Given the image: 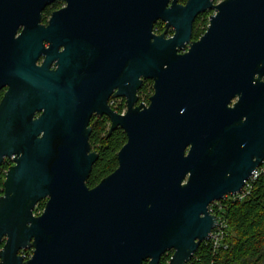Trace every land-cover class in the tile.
Instances as JSON below:
<instances>
[{"label": "water", "instance_id": "95a60500", "mask_svg": "<svg viewBox=\"0 0 264 264\" xmlns=\"http://www.w3.org/2000/svg\"><path fill=\"white\" fill-rule=\"evenodd\" d=\"M54 1L0 0V88L9 87L0 166L12 162L0 196V264H160L169 251L168 264H187L217 224L209 206L238 193L264 162V0H65L38 26ZM208 10L206 31L191 42ZM158 20L171 37L153 32ZM89 24L104 33V54L91 62L73 49ZM148 79L150 103L134 108ZM116 88L124 115L107 104ZM94 113L111 119L110 132L120 126L126 143L117 168L89 188Z\"/></svg>", "mask_w": 264, "mask_h": 264}, {"label": "trees", "instance_id": "16d2710c", "mask_svg": "<svg viewBox=\"0 0 264 264\" xmlns=\"http://www.w3.org/2000/svg\"><path fill=\"white\" fill-rule=\"evenodd\" d=\"M198 25L194 29L193 40L200 36L197 34ZM94 135L90 137L89 143L97 150L99 157L86 183L89 188L96 186L117 168L116 153L126 142V136L120 130L108 138H101L99 142L92 140ZM11 164L10 160H5L0 166V196L3 193L5 172ZM222 204L221 214L228 221L226 249L214 254L210 246L203 242L188 264H264V177L254 182L250 194L243 200L236 203L227 200L222 201ZM44 205L45 201L38 203L34 213H41ZM21 254L27 259L32 250H25ZM164 262L162 258L161 264Z\"/></svg>", "mask_w": 264, "mask_h": 264}, {"label": "flooded vegetation", "instance_id": "af4514ba", "mask_svg": "<svg viewBox=\"0 0 264 264\" xmlns=\"http://www.w3.org/2000/svg\"><path fill=\"white\" fill-rule=\"evenodd\" d=\"M186 1L187 0H178V3L181 5H184L186 3ZM221 1H223V0H212V2L214 4H217ZM66 6H67V3L65 0H56L53 3L47 5L40 13V20H39L38 26H41L43 28H47L50 24V21L53 17V14L55 12H58V11L64 9ZM213 13H214L213 10H208L206 12L199 14L196 17V19L193 23L191 42L197 41L204 34L203 33L196 40L192 39L196 25H198L202 20H204L203 18H207V26H208L209 17ZM92 27H93L92 24L88 25V28H90V31L86 32L84 42L79 39V37L77 36L76 33H75V36L73 37V49L75 50V53L78 52L76 54V56L79 55L81 57V59H86V60H88V62H89V60L91 62V60L95 56H97L99 54L102 56L104 54V47H103L104 33H103V31L93 30ZM23 28H24V26H20L18 28L17 33L15 35V38H17L20 35ZM164 31H166V34H165L166 38L171 37L173 35V29L171 27L166 30L164 22H162L160 20L155 22L154 27H153V32L156 35H159V34L163 33ZM80 42H83V44H81ZM42 46H43L44 50L50 49V43L47 41H43ZM187 49H188V45H186L185 52L187 51ZM64 51H65V47L59 46L56 50V53L60 54ZM47 56H48V54L46 52L42 53L36 61V66H38V67L41 66L44 63ZM56 62H57V59H54L52 61V63L50 64L49 69L51 71H56L58 69ZM263 81H264V77H263ZM8 88H9L8 85L2 86L0 88V102H1L4 94L7 92ZM117 91H118L117 88L113 90L111 96L107 100V104L110 107V109L112 111H114L115 113L120 114V115H124L128 109L127 103H126V98L125 97H113L114 93H116ZM153 92H154L153 80H149V79L144 80L142 82L141 87L136 91L137 100L133 104V107L135 108V107L139 106L140 104H144L145 106H148L150 103L149 98L153 94ZM237 100H238V97L236 96L231 101V106L233 104H235L237 102ZM94 125H96V128L94 127ZM88 126L91 127L90 137L93 134H95L94 137L92 138V140H94V139L96 140L97 136L99 137V139L108 138L113 133H115L116 131H119V130L122 133H124V135H125L124 130L122 128H120V126L116 127V129H114V130H112V132H110L111 127H112V121L107 115L99 116V115H96L94 113L90 118ZM99 134H100V136H99ZM90 137H89V139H90ZM91 151L97 152V150L94 147H91ZM117 154H118V152L116 153V159H117ZM117 163H118V160H117ZM117 166H118V164H117Z\"/></svg>", "mask_w": 264, "mask_h": 264}, {"label": "built area", "instance_id": "2783aa9c", "mask_svg": "<svg viewBox=\"0 0 264 264\" xmlns=\"http://www.w3.org/2000/svg\"><path fill=\"white\" fill-rule=\"evenodd\" d=\"M260 177H264V162H262V164L252 172L250 178L244 182L243 188L238 193L226 195L222 198V200L216 201L209 206L210 213L215 215L217 218V224L203 242L210 246L214 254H217L221 249H226L225 238L227 236L228 221L225 216L221 214L223 211L222 206L224 205L222 204V201L229 200L231 203H236L237 201L243 200L250 194L254 182ZM171 256L172 251L166 252L162 256L165 261L164 264L169 263ZM143 264H148V261L143 262Z\"/></svg>", "mask_w": 264, "mask_h": 264}, {"label": "rangeland", "instance_id": "374dc122", "mask_svg": "<svg viewBox=\"0 0 264 264\" xmlns=\"http://www.w3.org/2000/svg\"><path fill=\"white\" fill-rule=\"evenodd\" d=\"M204 20H202L201 22H200V24L198 25V29H197V34L198 35H202L203 33H204V31L206 30V28H207V25H206V23H207V18H203ZM199 36V37H200ZM94 127L96 128V125H94ZM95 130V129H94ZM99 136H100V134H99ZM94 141H100V139H99V137L97 136V139L95 140L94 139ZM97 142V143H98ZM95 147H97V144H95ZM29 250H31V249H29Z\"/></svg>", "mask_w": 264, "mask_h": 264}]
</instances>
